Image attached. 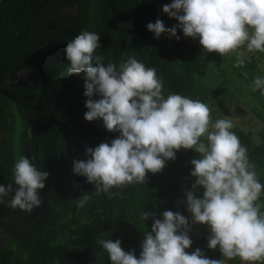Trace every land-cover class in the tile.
I'll use <instances>...</instances> for the list:
<instances>
[{
  "label": "clouds",
  "instance_id": "9594fccd",
  "mask_svg": "<svg viewBox=\"0 0 264 264\" xmlns=\"http://www.w3.org/2000/svg\"><path fill=\"white\" fill-rule=\"evenodd\" d=\"M163 12L169 16L168 28L159 19L149 23L148 30L155 34L152 39L171 44L174 37L180 40L177 29H182L185 37L195 39L207 53L222 57L234 54V67L245 64L247 53H264V0H173L163 6ZM109 15L116 26H126L119 23L115 11ZM164 33L166 36L160 37ZM100 47L101 36L86 31L69 41L65 49L69 75L84 76V95L89 98L85 119H102L109 132L120 133L110 144L88 147L89 159L73 161L74 174L86 177L95 188L76 175L64 184L80 192L78 207L87 204L89 213L96 207L103 213L98 222L105 220L111 228L96 236L100 240L90 246L94 254L85 264L105 263L95 254L99 245L108 253V264H229L227 260L233 259L235 264H264V185L259 182L264 178V167L256 169L250 161L247 147L231 131L234 125L230 119L212 121L209 108L223 99L219 91L210 95V88L196 81L199 62L196 60L192 80L184 83V92L165 98L156 69L132 58L138 55L145 62L141 49ZM170 50L145 49L152 55V62ZM15 77H23V73ZM259 91L264 95V77L256 76L251 91L239 99L241 108L236 115L246 106L245 98L261 105ZM96 95L101 98L94 99ZM213 100L214 106L208 107L206 104ZM247 114L255 117L260 127L264 113L252 107ZM242 118L235 122H243ZM180 149H193L199 156L191 161L195 183L185 192L190 216L168 210L156 218L138 202L111 204V200H104L102 193L111 199L119 195L113 189L143 184L148 173L162 172L166 161L174 160ZM50 159L46 154L34 163L31 156L17 159L13 178L9 176L17 186L9 203L13 210L31 213L41 207V196L46 199L40 190L49 177L50 164L46 163ZM201 187L203 196L198 198ZM12 191V184L0 185V203ZM127 211H133L142 221L154 220L141 243L139 258L130 252L131 244L123 246L119 239H102L104 234L114 233L109 223ZM196 224L205 230L200 232ZM193 235L207 237L208 248L219 247L223 259L207 258L200 248L190 254Z\"/></svg>",
  "mask_w": 264,
  "mask_h": 264
},
{
  "label": "trees",
  "instance_id": "16d2710c",
  "mask_svg": "<svg viewBox=\"0 0 264 264\" xmlns=\"http://www.w3.org/2000/svg\"><path fill=\"white\" fill-rule=\"evenodd\" d=\"M172 2L0 0V129L3 135L0 138V185H13V191L0 203V264H85L94 254L90 246L100 240L96 236L111 229L105 220L98 222L103 213L96 207L91 213L87 204L78 207L80 192L64 185L76 175L73 161L90 158L86 153L88 147L95 148L103 142L110 144L120 135L109 132L102 119L92 122L85 119L89 98L84 95V76L69 75L65 49L69 41L86 31L101 36L98 49H141L146 63L138 55L132 58L147 68L156 69L165 98L170 94L181 95L184 83L192 80L198 64L196 60L186 61L187 50L203 49V46L185 37L179 28L180 40L174 37L171 44L152 39L155 34L147 28L157 19L168 28L169 16L163 12V6ZM110 11H115L119 23L126 26H116ZM145 49L171 50L152 62V55ZM18 72H22L23 77L16 79ZM258 76L264 77V73ZM258 96L264 108L261 91ZM256 117L259 118L257 113ZM231 121L234 125L231 131L247 147L250 161L256 164V169L264 167V118L255 131L242 127L234 119ZM45 154L51 158L46 163L50 164L46 186L40 190L46 200L40 195L43 203L31 213L18 208L13 210L9 203L17 186L9 176L13 178L17 159L31 156L34 163L41 161ZM195 158L199 156L193 149H180L174 160L166 161L162 172L148 173L143 184L113 189L119 195L111 199L102 193L103 198L106 202L111 200V204L121 200L138 202L145 211L155 213L156 218L168 210L190 216L185 192L195 183L196 178L187 177L189 167L194 168L191 161ZM76 176L87 183L86 177ZM259 182L264 185V178ZM87 184L95 188L94 184ZM203 192L201 187L197 197L202 198ZM260 202L259 199L257 203ZM148 220L142 221L133 211H127L109 223L114 233H106L102 239H119L123 246L131 244L130 252L134 251L139 258L141 243L154 222ZM116 228L129 231L119 232L114 230ZM190 238L193 241L190 254L200 248L207 258L223 259L219 247L208 248L207 237L200 239L193 235ZM95 254L105 262L100 264L110 261L101 245ZM227 261L235 264L236 259Z\"/></svg>",
  "mask_w": 264,
  "mask_h": 264
},
{
  "label": "rangeland",
  "instance_id": "374dc122",
  "mask_svg": "<svg viewBox=\"0 0 264 264\" xmlns=\"http://www.w3.org/2000/svg\"><path fill=\"white\" fill-rule=\"evenodd\" d=\"M244 59L245 64L242 67H234L236 62L234 54L222 57L215 52L207 53L204 49H188L186 61L190 63L197 60L199 62L195 75L196 81L208 86L210 95L219 91V95L223 99L215 106L216 100L209 101L206 104L208 107L214 106L209 108L212 121L215 122L217 119L222 118L238 121L243 117L244 122L238 124L255 131L258 125L256 118L247 113L248 111L251 112L252 107H256L257 111L264 110L257 101L245 98L246 106L242 108L237 117L235 116L236 111L241 108L238 105L239 99L251 91L253 79L264 70V53H247ZM191 171L192 169L189 167V174L187 175L189 179L195 178L191 176ZM196 226L200 232L205 230V227H201L199 224H196Z\"/></svg>",
  "mask_w": 264,
  "mask_h": 264
}]
</instances>
